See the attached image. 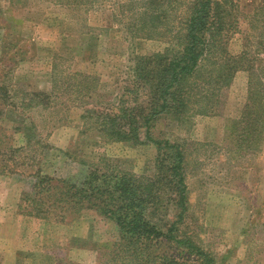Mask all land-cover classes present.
Masks as SVG:
<instances>
[{
  "label": "rangeland",
  "instance_id": "374dc122",
  "mask_svg": "<svg viewBox=\"0 0 264 264\" xmlns=\"http://www.w3.org/2000/svg\"><path fill=\"white\" fill-rule=\"evenodd\" d=\"M182 1L188 0L172 3L168 23L163 18L155 24L158 29L148 31L139 27V5L125 3L128 11L119 23L113 18L114 0L89 8L36 1L29 10L42 17L28 21L31 15L7 14L10 0H0V26L9 29L0 28V264H112L106 254L117 233L110 222L93 210H60L57 191L28 199L37 178L81 183L87 170L81 160L91 164L105 157L138 177H153L152 145L81 134V116L132 89L134 58L176 48L185 16ZM231 4L235 10L228 9L226 20L236 29L225 49L234 56L246 50L261 84L258 98L249 106L247 71L235 72L226 87L216 79L213 61H203L189 83L184 116L158 118L152 135L180 144L185 155L187 213L179 233L216 264H264V49L256 52V43L264 42V0ZM90 34L97 41L91 42ZM53 56L63 59L65 74L89 77L82 97L61 94L48 105L26 108L30 94L50 91ZM213 60L219 64L217 55ZM76 79L68 78L70 88ZM145 96L137 98L142 107ZM168 188L160 194L167 210L153 219L163 229L174 214ZM37 205L39 217L33 213ZM161 250L175 254L167 245Z\"/></svg>",
  "mask_w": 264,
  "mask_h": 264
},
{
  "label": "trees",
  "instance_id": "16d2710c",
  "mask_svg": "<svg viewBox=\"0 0 264 264\" xmlns=\"http://www.w3.org/2000/svg\"><path fill=\"white\" fill-rule=\"evenodd\" d=\"M36 1L73 8L99 7L105 1L110 2V0H10L7 14L20 12L32 16L28 21L39 19L42 13L29 10V4ZM177 2L179 0H114L113 18L121 23L124 21L125 12L128 11V6L124 8V4L128 3L130 7L131 4L139 5L140 14L143 15L139 27L148 31L158 29L160 24H155L162 22L163 18L168 23L167 18L173 10V4ZM231 3L232 0L182 1L185 16L181 24L182 32L178 35L180 42L176 48L166 49L163 54H154L147 58H134L137 64L133 69L132 89H127L119 101H113L111 104L107 102L105 106L100 104L99 107L83 111L81 134L96 133L100 135V140L110 143H124L130 146L152 145L156 151V158L155 174L151 179L141 178L122 170L116 161L101 157L99 162L91 164L80 161L87 170L79 184L63 179L37 178L32 187L28 200L32 201L36 197L48 195L50 192L54 194L57 191L60 194L58 196L55 194V203L61 202V205L57 204L60 210L70 209L77 214L82 210H93L102 219L110 222L115 227L117 237L109 245L110 254H106L108 258L110 257L108 263L179 264L175 258H181V264H188L187 259H192L195 264H216L213 256L203 251L191 238L183 237L179 233L187 213L185 155L180 144L170 142L168 139H156L152 135V129L156 120L162 116L171 115L177 119L184 116L189 99L187 94L189 83L196 75L199 65L206 60H212L216 65L215 77L226 87L235 72L247 71L251 78L248 82L249 106L258 98L261 84L246 50L234 56L225 49L230 31L236 29V24L234 28V25L226 20L228 9L235 10ZM145 7H148L150 13L145 12L147 11ZM0 28L7 32L9 30L4 24L2 26V23ZM170 30L171 28L168 31ZM89 40L97 41V36L90 34ZM256 47V52L264 49V42H257ZM215 55L218 56L219 64L213 60ZM53 59L50 91L30 94L28 104L24 105L26 108L45 103L48 105L51 103L50 100L55 101L61 94L77 100L82 97L86 89L84 80L89 77L80 73L65 74L64 68H60L63 59L60 56H53ZM59 76L61 79H58ZM68 78L76 79L74 88H70ZM142 94L146 95L147 99L145 107L137 102L138 96ZM124 95H131L135 104H128L130 96H125L127 99L124 100ZM165 187L173 196L170 206L174 214L169 222L164 223L163 229L153 219L158 212L167 210V204L160 196ZM38 207L39 205L33 209L35 217H39L36 214ZM163 245L173 248L175 254L169 256L163 252L161 250Z\"/></svg>",
  "mask_w": 264,
  "mask_h": 264
}]
</instances>
